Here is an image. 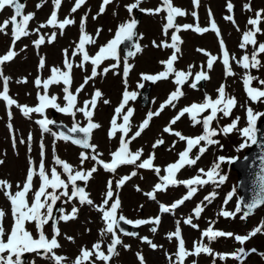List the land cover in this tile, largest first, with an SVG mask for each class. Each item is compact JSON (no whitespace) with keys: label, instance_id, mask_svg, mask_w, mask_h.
Segmentation results:
<instances>
[{"label":"rangeland","instance_id":"rangeland-1","mask_svg":"<svg viewBox=\"0 0 264 264\" xmlns=\"http://www.w3.org/2000/svg\"><path fill=\"white\" fill-rule=\"evenodd\" d=\"M21 2V1H20ZM103 0H85V3L76 11L71 12L75 0H61V5L57 11L58 20L63 21L68 17L75 21L74 24L66 26L63 34H60L58 28L45 27L40 29L39 33L34 30L39 28L41 23H44L49 18L52 10V0H25L23 14L34 13V18L28 23L27 30L29 35L21 37L13 46L11 36V25L8 26L7 34L0 33V56L7 54L12 48L17 55L8 62L0 65V73L4 77H8V94L14 99L17 104L8 107L3 100H0V180L7 181L12 185L10 191L14 194L21 187L26 180L27 172L31 166L38 173L39 163L41 160V143L43 144L44 164L46 172H51L52 168H56L60 174V178L67 183V174L63 173V169L55 164L58 158L70 164L74 170L91 169L95 161L88 159L83 165L80 162V153L83 151L89 156L93 155L91 149L85 150L75 144L59 139L56 131L49 126L50 131L43 132L40 125L37 123L41 119H50V112L54 110L56 121H60L66 127L71 128L74 119L73 117L60 113L52 108L45 109L43 114L30 113L25 116L20 111L18 106L35 107L39 101L37 93L43 94L42 86L38 88L34 81L37 77L41 80L47 79L50 76V69L53 67L64 69V50H68V58L72 61L74 67L71 72L72 83L70 91L74 94L76 89L83 83L85 76L91 75V63L85 64L84 68L76 67L80 63V56H72V49L79 41L80 36V21L82 17L86 16L85 31L95 40L94 44L86 45V51L90 55H95L102 45H105L114 37L118 25L134 18L135 13H140V22L137 27V35L139 37L136 42L141 46V51L126 59L130 65L127 77L124 76V63L122 53L118 50L120 57L118 66L111 68L106 74L105 68H109L117 61L108 59L105 60L97 69L100 73L93 80H90L84 86L82 92L77 95V106L83 107L86 100L91 99V95L95 90L102 92V97L98 99L97 107L94 109L92 120L94 123L100 125L99 128L94 129L90 134V144L97 146V151L101 153L102 160L105 162L111 161L110 153L117 150L120 145V136L122 133L117 132L111 139L108 136L110 130V121L114 115V110L122 100V93L127 90L139 93L144 89L149 81H142L141 74H157L165 70V65L161 61H167L173 54V49L158 48L153 46V42L160 44L161 41L171 43V33L175 29H169L167 36L163 34L162 26L166 22V12H161L158 15H150L141 12L139 9H155L161 5V0H143L138 9L130 14L126 10V5L134 3L135 0H112V2L105 6V11L100 13V7ZM229 0H199V6L194 7L192 0H171L174 7H178L186 12L185 16L176 17L175 22L178 25H199L200 27H209V10L212 13L221 36L218 38L213 31H208L203 34L197 33L191 29L181 30L177 33L180 37L179 48L180 51L176 53L177 60L173 67L176 70H183L185 72L191 71L193 75L189 78L188 84L195 79V73L201 70L205 71L210 77L208 80L199 82L197 90H193L188 84L182 86L184 95L176 101V107H166L159 116H154L149 125L142 131L141 135L132 140L129 144V149L136 152L139 149L143 150L141 160L147 159L149 154L154 153L153 164L161 169L160 176L166 175L164 163L166 159L168 164L174 163L178 160V153L186 148V141H179L178 137L173 134L164 133L163 129L168 125L169 121L177 115V113L185 106L191 105L193 102L200 103L204 99L205 93L212 99L218 95L217 89L224 83L226 84V92L230 97H234L236 105L231 111V115L227 118H221L218 121H213L212 128L219 126H226L231 124L233 120H237V128L228 133H220L214 137L216 144L207 146L204 154L200 157L194 166H184L175 174V179L185 181L193 177L202 176L199 169H204L207 172L214 163L219 162V157H224V162L221 163L220 172L225 176V182L217 186V184L209 183L202 187L198 186L197 192L182 205L171 213L161 214L159 205L164 204L170 206L173 202L180 200L187 193V188L184 185L168 186L166 191H156L154 193L155 199H149L145 194L153 191L154 185L158 182L159 177L153 170L138 169L134 165H121L117 168L115 173L105 171L101 166L96 165L97 171L93 173L92 177L85 184L83 181L77 183L85 188L89 198L94 202V205L102 204L104 193L107 191V182L113 181L114 197L120 200V207L118 215H123L128 220L136 221L138 219H148L161 215V223L156 226L157 231L153 233L149 229L153 225H142L139 227L138 236L133 237L123 235L117 232V235L122 241V245H118L115 255L109 264H140L137 259V254H142L144 264H171L169 256L175 260V253L178 248V241L173 238L167 239V233L175 231L177 221H179V228L181 230V238L184 241L186 250L192 252L194 250V242H202L213 250L212 254L200 253L198 255H189L185 257L183 264H264V231L257 233L247 240L243 245L239 244L233 237H221L214 241H208L206 237L202 239V232L212 227L213 230L230 232L234 235H249L256 227L264 223V207L255 211L253 214L241 219L243 212H236L238 203V193L236 190V176L235 173L229 170V161L238 156L243 155L244 150L252 143L240 132L248 126L247 109L251 108L257 116L256 123L264 113V98L261 102H253L247 96L244 89L242 79L245 70L239 67L234 60L230 59L234 76H224V67L221 62L222 53L220 48V39H223L224 46L229 53V57L235 56L238 60L247 53L251 56L253 46L248 45L246 49H241L242 34L244 31L251 29L252 26L247 24L250 17L255 18V13L258 10H264V0H231L234 5L233 11L229 13L226 5ZM42 6L38 9L37 5ZM245 4H250L252 11L244 9ZM197 13L196 17L192 16V12ZM13 14L10 7H6L0 11V23L9 19ZM226 15H232L235 25L224 19ZM95 17V19H94ZM264 17V13H262ZM237 26L239 31L237 30ZM260 31L256 32L255 39L257 40V47L259 43H264V18L261 19L258 26ZM99 34L97 35V30ZM53 32H56V38L52 43L47 42V37ZM40 35L45 36V43L39 48L35 47L33 41L39 38ZM198 49H203L212 56L218 57L214 63L213 69L208 71L207 59L208 57ZM41 57L45 60V66L39 67ZM261 67L259 69L248 70L250 75L257 77L251 83V87L264 90V86L259 83V80H264V53L257 56ZM189 66H192L189 69ZM26 79V83L18 82ZM125 80L127 85H125ZM174 76H169L166 80H161L152 83L149 89V102L147 106L141 107L135 100L129 101L124 111L128 108L133 109V114L130 117V131L128 137L130 138L139 129L142 122L146 119L147 114L159 109L160 105L167 100L169 94L177 87L174 83ZM138 83H143L144 87L139 88ZM64 85H51L48 90V95H55L57 103L64 106ZM3 90V81L0 80V91ZM108 100L105 104L103 101ZM91 107V105H89ZM210 110L198 114L197 119H202L209 114ZM11 113V117L9 116ZM75 122L79 126H86L88 121L82 113L77 112ZM122 118L117 120V123H122ZM214 124V126H213ZM11 125V129L9 128ZM173 132H180L185 137L195 138L202 134V125L193 126L189 115L186 113L173 126ZM31 135V141H29ZM162 139L164 143L161 146L152 147L155 141ZM23 140L24 143L20 141ZM176 141L175 147L169 150ZM15 142V147L13 146ZM244 143L246 147L241 149L239 146ZM164 146H168L167 150H163ZM198 153V147L193 148L190 153L191 157H195ZM140 161H137L139 163ZM167 164V165H168ZM133 171L137 174L127 180L125 184L116 189L115 181L121 177L130 175ZM205 178L206 177H203ZM40 179L38 174L33 176L32 189L33 191L40 186ZM139 189V190H137ZM49 192L52 190L49 188ZM62 189L57 190V194ZM71 192V185L68 188ZM210 193H215L211 202L205 201V197ZM231 194V196H229ZM28 199H32V193L28 195ZM66 198L61 197L56 204L61 206L65 213L70 214L72 208L75 206L78 209L76 218L64 222L58 220L56 227L59 230L57 236L60 247L54 250L56 255L66 257L67 260L63 264H73V261L79 254L81 247L92 248L93 243L101 239L100 230L105 227L101 220V213L96 211L93 206L87 204L80 205L77 199L70 202H65ZM203 206L200 216L197 218L193 210L197 205ZM0 209H3L6 215L3 218V227L6 232L11 231L13 224V217L11 213V205L9 200L0 191ZM228 211L235 213L234 216L224 217L220 213ZM61 215L59 212L58 217ZM192 217V223L197 225L193 228L190 225L184 224L186 218ZM26 230H28L34 238L38 239L39 234L34 222H26ZM48 239L52 238L53 230L48 223L43 229ZM67 237H72L70 241ZM147 237L153 243L158 245L154 250L147 243L143 242L142 238ZM3 239L6 241L7 236ZM111 236L103 237L102 250L107 254V245L110 243ZM123 245H128L125 249ZM240 247H244L250 254L243 257L240 261L228 257L221 260L217 254L233 253ZM255 251H251V250ZM42 252L43 250H39ZM7 253H5L6 255ZM27 254V261L25 264H53L49 259L44 258L37 253ZM95 258L93 257V260ZM260 260V261H259ZM262 262V263H261ZM87 262H85L86 264ZM95 264H103L102 261H95Z\"/></svg>","mask_w":264,"mask_h":264},{"label":"snow or ice","instance_id":"snow-or-ice-1","mask_svg":"<svg viewBox=\"0 0 264 264\" xmlns=\"http://www.w3.org/2000/svg\"><path fill=\"white\" fill-rule=\"evenodd\" d=\"M112 0H103L100 13L105 11V6L110 4ZM194 7L199 6V0H192ZM53 10L47 19L46 22L41 23L39 28L34 31L39 33L40 29L45 27L58 28L60 30V34H63V31L66 26L72 25L75 23L74 20L65 17L63 21L58 20L57 11L61 5V0H52ZM85 0H75L74 6L71 8V12H76L83 4ZM143 3V0H135L134 3L126 5V10L133 14L135 9H138L139 5ZM42 5L38 4L37 8L39 9ZM6 7H10L13 10V15L0 23V33L7 34L6 30L9 25H11V36L13 46L16 41L20 40L21 37L29 35V31L27 30L28 23L34 18V13L23 14V9L25 7L24 4L20 3V0H0V11L4 10ZM244 9L246 11H252L250 4H245ZM227 11L231 13L233 11L234 5L231 3V0L226 5ZM141 12H145L150 15H158L161 12H166L165 20L166 22L162 26V31L165 36L168 35L169 29H175L171 33V43L167 41H161L160 44H156L153 42V46L158 48H170L173 49V54L168 58L167 61H161L164 64L165 70L161 71L157 74H141L142 81L149 82H158L161 80H166L169 76H174L173 83L177 86L174 91H172L167 100H165L155 112L150 111L147 114L146 119L142 122L139 129L132 135L130 138L128 137V133L130 131V117L133 114V109L128 108L125 112L124 109L129 101H133L136 99L138 93L135 91H128L127 86L125 87V91L122 93V100L119 106H117L114 110V115L110 121V130L108 132V136L111 139L117 132L122 133L120 136V145L116 151L110 153L111 161L105 162L100 159L101 153L97 151V146L90 144V134L94 129L100 127L98 123H94L92 120L94 109L97 107L98 99L102 97V92L100 90H95L91 95L90 100H86L84 102L83 107L77 106V95L83 91L84 86L88 84L90 80H93L100 73L97 72L99 66L108 59H112L117 61V63H113L109 66V68L104 69V73L106 74L111 68H116L118 66L120 57L118 55V48L120 45L125 44L126 42H130L132 47L135 50V53H139L141 51V46L136 40L139 39L137 32L135 31L137 27L138 21L135 18H131L120 25H118L114 37L109 40L105 45H102L99 50L95 53V55H90L88 51H86V45L94 44L95 40L85 31V22L86 16L81 18L80 21V36L79 41L75 44V47L72 49V56L75 57L77 55L80 56V63L76 65V67L84 68L85 64L91 63L92 72L91 75L85 76L83 83L76 89V93L70 91V86L72 83L71 72L74 67L72 61L68 58V50H64L65 60H64V69L53 67L50 69V76L47 79L41 80L39 77L34 81L35 85L40 88H43V94L40 92L37 93V99L39 101L38 105L35 107L28 106H18L23 115L29 116L30 113H40L43 114L45 109L52 108L56 111L69 115L73 117L74 123L72 127L68 130L70 133H81L82 138H76L73 136L66 135L64 132H59L57 135L59 139L69 141L75 145L82 147L83 149H91L94 153L89 156L85 152L80 153V162L81 165L88 160L91 159L95 161L94 166L89 170H74L73 167L65 161L60 159L55 160V164L60 166L63 169V173L67 174V183L65 180L60 178V174L57 172L56 168H52L50 172V176L47 174L44 164V152H43V144L41 143V160L39 163L38 173L31 166V161H29L30 167L27 172L26 180L21 187L19 184L17 188L19 189L14 194L10 191L12 185L7 181L0 180V191L3 192L4 196L9 200L11 205V213L13 217V224L11 226V231L6 232L3 227V218L6 215L3 209H0V264H25L22 261V255L24 253H37L42 255L44 258L49 259L53 262V264H63L67 260L66 257L56 255L54 250L60 247L57 236L59 235V230L56 227V223L58 220H62L67 222L69 220L75 219L78 209L74 206L70 214L65 213L63 209H60L61 215L56 218L54 217V206L57 201L61 199V197H65V202L73 201L77 199L80 205H89L93 206L96 211L101 213V220L104 222L105 227L100 230L101 239L97 240L93 243L92 248L88 249L87 247H81L79 254L73 261V264H95V261H102L103 264H109L110 260L118 255L116 248L118 245H122V241L117 235L115 229L120 227V223L123 222L127 225L132 226H142V225H153L149 230L155 233L157 231V227L161 223V215H157L153 218L148 219H138L136 221L128 220L123 215L118 216V209L120 207V200L118 195L115 199L114 191H113V181L109 180L107 182V191L104 193V199L102 204L94 205V202L89 198L88 194L85 191L84 187L78 185V181H83L85 184L92 177L93 173L97 171L96 165H100L107 172L115 173L117 168L121 165H134L138 169H146L153 170L155 174L159 177L161 182H158L154 185V189L151 192L146 193L145 195L149 199H155L154 193L156 191H166L168 186H179L184 185L187 188V193L180 200L173 202L170 206H166L164 204L159 205L160 213H171L175 209H177L180 205H182L186 200L190 199L198 190V186L202 187L206 184H223L225 182V176L221 174L220 168L221 163L224 162V157H219V162L213 164V166L205 172L204 169H199V173L202 176H197L190 178L185 181H179L175 179V174L182 169L184 166H194L200 157L207 150L205 146L201 144L204 142V145L211 146L217 143L214 139L220 133L228 134L237 128V120H233L231 124L226 126H219L218 128H212L211 124L213 121H218L221 118V114L223 118H227L231 115L232 109L236 105V100L234 97H230L226 92V84L222 83L219 88L216 90L218 95L215 99H212L208 96L207 93L204 95V99L202 102L197 103L193 102L189 106H185L181 109L175 117H173L167 126L164 127L163 132L173 134L178 137L179 141H186V148L178 153V160L174 163L168 164L164 171L166 175L160 176L161 169L159 167L154 166L153 160L155 158L154 153L149 154L147 159L141 160L143 155V150L139 149L136 152H132L129 149V144L132 140L139 137L142 131L149 125L150 120L154 116H159L162 111L166 107H176V101H178L183 95L182 86L188 84L189 78L193 75L191 71H183L176 70L173 65L177 60V55L180 51L179 43L180 37L177 35L181 30L191 29L197 33L203 34L208 31H213L217 37L221 36V33L214 21L212 19V13L209 10V27H200L199 25H178L175 22L176 17H182L186 15V12L178 7H174L171 3V0H161V5L157 6L155 9H139ZM262 13L264 10H258L255 13V18L250 17L247 21L248 25H251L252 28L243 32L241 43L239 47L241 49H246L248 45L253 46V51L251 56L245 53L244 56L236 59L235 56L229 57V53L224 46L223 39H220V48L222 53V64L224 67V76L227 79L228 77L234 76L235 73L232 70V66L230 64V59L234 60L236 64L245 70V74L242 79V83L244 89L246 91L247 96L253 102H261V99L264 98V90H260L254 87H251V83L254 80H258L257 77L250 75V69H259L261 67L260 61L257 59V56L260 53H264V43H259L257 47V40L255 39L256 32H259L260 29L258 24L260 23L262 17ZM193 17L197 16V13L193 11ZM20 18L19 20L17 18ZM95 19V17H94ZM225 20L232 22L235 25V21L233 20L232 15H226L224 17ZM237 30L239 28L237 26ZM99 29L97 30V35L99 34ZM56 38V32H53L50 36L47 37V42L52 43ZM45 43V36L40 35L38 39L33 41L35 47L39 48L42 44ZM198 51L203 52L207 57V69L211 71L213 69L214 63L218 60V57L212 56L207 53L203 49H198ZM17 53L10 48L7 54L0 56V65L5 62L11 61ZM134 55L133 51L127 52V57H131ZM127 57H125L124 63V76L127 77L130 65L126 62ZM45 66V60L43 57L40 59L39 67L43 68ZM192 66H189L191 69ZM210 77L203 70L195 73V79L192 83L188 84L193 90H197V85L201 81H206ZM0 80L3 81V90L0 91V100H3L8 107L16 105L17 102L12 99L8 94V77H4L2 73H0ZM18 82L26 83V79ZM63 84V92H64V100L66 101L64 106H60L57 103V97L55 95L49 96L48 90L51 85ZM259 83L264 86V80H259ZM125 85L127 82L125 80ZM139 88H143V83H138ZM105 104H108V100L103 101ZM91 105V107H89ZM210 110L207 116H204L202 119H197V115L204 113L205 111ZM82 113L85 119L88 121L86 126H79L77 122H75L76 113ZM189 115V119L192 121L193 126L202 125L203 132L201 135L195 138L185 137L180 132H173L172 126L185 114ZM260 114H254L251 108L247 109V119L248 126L240 129V132L243 136H245L248 140H251L252 143H256L255 140V121L257 116ZM11 117V113H9ZM122 118V123H117V120ZM37 123L40 125L43 132L50 131L49 125L56 123L50 119H41L38 120ZM11 129V125H9ZM29 141H31V135H29ZM24 143L23 140L20 141ZM164 143L162 139H159L154 142L152 147L155 149L158 146H161ZM176 141H173L172 146L169 150H172L175 147ZM15 147V142L14 145ZM198 147V153L195 157H191L190 153L193 148ZM241 149L246 147V144L242 143L239 146ZM137 161H140L137 163ZM231 162V161H229ZM0 163H3L0 160ZM264 172V169H262ZM38 174L39 179L41 181L38 189H32V181L33 176ZM137 173L133 171L130 175L121 177L119 180L115 181L116 189L121 188L125 182L131 179L132 176H135ZM71 185V192L69 193L68 188ZM258 188L259 191L253 197L251 203L246 205V211L243 212L241 219L246 218L255 208L259 206H264V174L258 177ZM52 191L49 192L48 189ZM62 189L57 194V190ZM139 190V189H137ZM32 193V199L29 203L28 195ZM215 193H210L204 199L205 201L211 202V199L214 198ZM231 196V194H229ZM203 210V206L197 205V207L193 210L195 217H199ZM236 212H241V207L238 205ZM224 217L234 216L235 213L222 211L220 213ZM118 217V218H117ZM52 221L53 235L51 239H48L45 235L43 229L44 226ZM26 222H34L35 227L38 231L39 238L36 239L33 235L26 230L25 224ZM179 221H177V227L175 231L167 233V239L172 240L175 238L178 241V248L175 255V260H172L171 256L169 259L171 264H183L185 257L189 255H198L200 253L212 254L213 250L204 245L202 242H194V250L189 252L186 250L184 246V241L181 238V230L179 228ZM184 224L190 225L193 228H197L198 226L192 223V217L186 218L183 221ZM120 231L124 235L136 236L137 233L134 232H125L123 229ZM264 231V223L260 226L256 227L249 235H234L230 232L217 231L213 230L212 227H209L205 231L202 232V239L206 237L208 241H214L217 238L221 237H233L235 241L239 244L243 245L247 240H249L252 236H255L257 233ZM110 234L111 240L107 245V254L104 250H102L103 237L108 236ZM7 236V240L3 239L4 236ZM70 241L73 239L72 237H67ZM143 242L147 243L152 249H156L158 245L153 243L147 237L142 238ZM125 249L129 248L128 245H123ZM39 250H43L40 252ZM251 251H255L254 249ZM5 253H7L5 255ZM249 253L244 247H240L233 253L227 254H217L221 260H224L228 257L240 261L243 257H246ZM93 257L95 258L93 260ZM137 259L140 261V264H144V258L142 254H137Z\"/></svg>","mask_w":264,"mask_h":264},{"label":"water","instance_id":"water-1","mask_svg":"<svg viewBox=\"0 0 264 264\" xmlns=\"http://www.w3.org/2000/svg\"><path fill=\"white\" fill-rule=\"evenodd\" d=\"M135 19L138 21V26L140 20L139 13L136 14ZM120 48L124 51L125 57H127L128 51H134V48L132 47V44L130 42L122 44ZM150 87L151 86L149 84L145 90L140 92V97H138V99L142 106H146V104L148 103ZM52 125L55 128H58L60 130L59 132H64L66 135L76 138H82V135H80L81 133L68 134L67 132L69 131L59 123H54ZM255 140L256 143H252L244 152V155L242 157L236 158L230 163V168L237 174V189L240 195L239 203L243 211L247 210L246 205L251 203L253 197L259 191V188L257 186L258 177L264 174V172H262V169H264V115L260 118L257 124ZM260 207L262 206L255 208L251 213L259 209ZM58 212L59 206H57L54 210V217H57ZM119 229H123L126 232V228L121 223ZM131 232L137 233V230L132 227ZM22 261H25L24 257L22 258Z\"/></svg>","mask_w":264,"mask_h":264},{"label":"bare ground","instance_id":"bare-ground-1","mask_svg":"<svg viewBox=\"0 0 264 264\" xmlns=\"http://www.w3.org/2000/svg\"><path fill=\"white\" fill-rule=\"evenodd\" d=\"M163 150L165 151V150H167V152H168V146H164L163 147ZM100 159H102V158H100ZM167 164H168V160L166 159V161H165V163H164V167H166L167 166ZM100 166V165H99ZM102 167V166H101ZM120 167V166H119ZM103 168V167H102ZM49 176H50V172H48L47 173ZM29 200V203L31 202L30 201V199H28Z\"/></svg>","mask_w":264,"mask_h":264}]
</instances>
